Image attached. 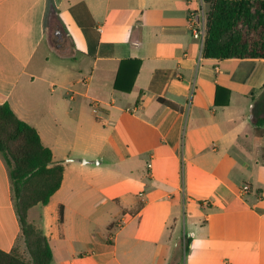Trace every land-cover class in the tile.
Masks as SVG:
<instances>
[{"label": "crops", "instance_id": "0c3cea01", "mask_svg": "<svg viewBox=\"0 0 264 264\" xmlns=\"http://www.w3.org/2000/svg\"><path fill=\"white\" fill-rule=\"evenodd\" d=\"M193 7L0 0V106L64 166L37 224L54 264H264V59L203 58ZM24 247L0 154V249Z\"/></svg>", "mask_w": 264, "mask_h": 264}, {"label": "trees", "instance_id": "16d2710c", "mask_svg": "<svg viewBox=\"0 0 264 264\" xmlns=\"http://www.w3.org/2000/svg\"><path fill=\"white\" fill-rule=\"evenodd\" d=\"M204 2L209 6V11L203 58L264 59V0ZM134 74L136 76L137 73ZM119 76L115 82L117 90L121 89ZM159 102L177 108L170 101L159 99ZM227 104L228 98L223 105ZM256 126L257 134L264 138V119ZM0 154L9 167L16 212L26 247L32 257V261L28 262L16 250L6 252L0 249V264H53L49 239L41 229L29 222L28 213L38 204L47 205L59 190L64 166L54 164L52 151L43 145L38 131L19 119L7 103L0 106ZM33 182L37 185L29 194L28 187Z\"/></svg>", "mask_w": 264, "mask_h": 264}, {"label": "built area", "instance_id": "2783aa9c", "mask_svg": "<svg viewBox=\"0 0 264 264\" xmlns=\"http://www.w3.org/2000/svg\"><path fill=\"white\" fill-rule=\"evenodd\" d=\"M194 7L190 11L188 19V27L193 37L199 40L202 44L205 41L207 31V21L205 15V2L204 0H188ZM91 107L94 113H99L101 105L98 101L94 100L91 103ZM250 189L249 186L244 187L243 191L247 192Z\"/></svg>", "mask_w": 264, "mask_h": 264}, {"label": "rangeland", "instance_id": "374dc122", "mask_svg": "<svg viewBox=\"0 0 264 264\" xmlns=\"http://www.w3.org/2000/svg\"><path fill=\"white\" fill-rule=\"evenodd\" d=\"M208 11H209V6L205 4V15H206V20H207V14H208ZM61 38L62 37H59V36H55V40H56V45L59 47V50L65 54L69 53L70 52V45L68 42L66 41H61ZM37 185L36 182H33L29 185L28 187V192L29 194H31L33 192V190L35 189V186ZM44 209V206L39 204L32 212V214L30 215V220L29 222H33L35 221V223H31L33 224L36 228L38 229H41L38 225L40 224V218L38 215H40V213H42ZM38 224V225H37ZM43 231V230H42ZM16 252L18 253V255L25 261H28V262H31L32 261V257L26 247V244H25V247L23 249H15ZM53 264H54V261H53Z\"/></svg>", "mask_w": 264, "mask_h": 264}]
</instances>
